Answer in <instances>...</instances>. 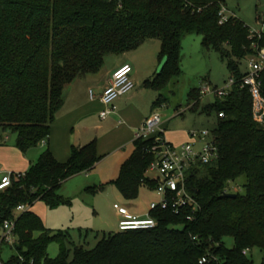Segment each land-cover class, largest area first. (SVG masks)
<instances>
[{
  "label": "trees",
  "instance_id": "16d2710c",
  "mask_svg": "<svg viewBox=\"0 0 264 264\" xmlns=\"http://www.w3.org/2000/svg\"><path fill=\"white\" fill-rule=\"evenodd\" d=\"M225 0H0V128L17 134L23 153L48 141L53 123L65 104L67 87L75 80L99 73L110 55L137 49L147 40L162 41L163 69L146 87L163 91L181 73L182 42L201 34L204 45L215 49L228 64L235 84L207 109L217 112L213 130L220 149L216 162L196 164L187 188L198 208L176 213L172 205L150 214L158 224L149 230H127L106 235L96 247L64 248L52 258L49 244L65 239L47 229L31 209L17 222V253L4 264H254L249 252L259 248L264 264V126L255 120L254 98L243 78L244 61L258 56L251 28L238 17L221 25ZM264 95V71L262 72ZM194 107L201 91L191 94ZM165 102L160 94L154 107ZM224 113V117H220ZM153 139H137L132 156L112 181L127 199H135L142 185L157 189L146 176L157 159ZM103 159L97 140L72 148L59 161L51 149L30 170L0 191V217L13 218L17 207L45 200L52 206L65 199L57 193L71 177L91 170ZM244 177L245 193L227 197L230 183ZM106 185L88 190L98 193ZM192 216L190 220L188 217ZM39 232V235L37 233ZM235 240L228 248L225 238ZM24 258V261L21 260Z\"/></svg>",
  "mask_w": 264,
  "mask_h": 264
},
{
  "label": "rangeland",
  "instance_id": "374dc122",
  "mask_svg": "<svg viewBox=\"0 0 264 264\" xmlns=\"http://www.w3.org/2000/svg\"><path fill=\"white\" fill-rule=\"evenodd\" d=\"M225 3L229 14L244 21L251 30L264 32V0H225ZM182 43L181 73L168 80L161 92L154 87H144L146 80L155 79L161 70V65L165 62L161 56L162 41L159 38L147 40L132 51L110 55L105 63L111 66L125 56L132 60L135 68L134 81L138 89L143 87V95L138 100L139 105L150 113L157 96L163 94L166 103L155 111L162 116L165 137L176 147L194 142L191 131L207 129L213 131L217 126V112H210L207 108L216 103L219 97L215 94L205 95L194 107L195 101L191 98L193 91L201 90L208 84L214 88H225L233 78L227 62L215 49L205 47L204 37L201 34H188ZM248 61L249 59L243 62V71H249ZM231 89L232 87L228 91ZM95 120L103 122L99 116L95 117ZM6 136L9 140L4 142ZM48 149H50L49 145L42 143L23 153L17 147V134L5 132L0 128V168L2 170L15 173L27 172ZM133 151L134 147L131 146V156ZM37 152L39 156L35 162L34 156ZM120 173L121 170L119 175ZM146 176L158 179L161 174L156 169H150ZM70 179L68 182L66 180L57 191L65 199L64 201L52 206L45 200H39L31 208L32 212L42 218L47 229L53 230L54 234L68 236L67 239L63 237L49 244L47 252L52 258L58 257L62 250L67 248L71 250L70 259H72L75 245L93 249L106 235L119 232V218L114 208L115 203L126 205L138 212L150 210L153 202L161 201L157 189L147 185H142L137 198L127 199L115 184H110L105 190L94 193L84 188L82 177L72 181ZM245 183L244 177L230 183L228 192L244 194ZM17 215L20 216L21 213ZM225 244L228 248H234V238H225ZM16 253L15 249H7L3 259L9 261ZM249 257L253 259L254 264L263 263V252L259 248L250 251Z\"/></svg>",
  "mask_w": 264,
  "mask_h": 264
},
{
  "label": "built area",
  "instance_id": "2783aa9c",
  "mask_svg": "<svg viewBox=\"0 0 264 264\" xmlns=\"http://www.w3.org/2000/svg\"><path fill=\"white\" fill-rule=\"evenodd\" d=\"M221 25L230 21L233 15L229 14L226 5L222 7L219 13ZM263 32L251 30V39L261 38ZM255 50L259 51L258 56L249 58V72L243 78V86H249L254 98V117L257 122L264 126V95L262 92V72L264 71V48L260 49L257 43L253 45ZM134 67L131 64H125L117 68L113 73L110 84L104 89L101 95V101L106 106V110L101 112V117L106 119L110 114L117 110L115 102L120 97L130 93L135 88V82L132 78ZM235 84V78L225 88H214L210 84L203 87L201 91L202 97L208 94L224 96L229 93V89ZM92 99L95 94L91 91ZM224 113H220V117H224ZM191 137L194 142H189L181 147L171 144L165 137V128L162 116L155 112L152 114L138 130L137 139H153V145L150 149L157 159L151 164L149 170H158L161 177L157 179V191L161 196L160 202H154L151 210L159 206L168 207L172 205L176 213H180L185 207L198 208V203L190 194L187 188V178L191 169L199 162L210 164L216 162L220 158V149L213 131L207 129L203 131H191ZM45 143V142H44ZM0 191L8 189L14 178H21L25 173H15L4 171L0 168ZM115 209L124 217L120 221V231L127 230H149L157 226V220L149 213L147 217L140 218L132 216L127 207L115 204ZM31 209L30 204H21L17 207L15 217H0V264H4L3 255L7 249H15L19 243L17 234V222L19 216L17 213H25ZM190 220L192 216L188 217ZM24 261V258L21 257ZM208 262L207 258H203L201 263Z\"/></svg>",
  "mask_w": 264,
  "mask_h": 264
},
{
  "label": "crops",
  "instance_id": "0c3cea01",
  "mask_svg": "<svg viewBox=\"0 0 264 264\" xmlns=\"http://www.w3.org/2000/svg\"><path fill=\"white\" fill-rule=\"evenodd\" d=\"M125 64L133 65V62L126 56L121 57L111 66L104 65L99 73L78 78L70 84L65 92V104L59 111L56 121L52 126V133L48 141H46V144L49 145V148L53 151L56 158L64 162L70 157L74 146L82 147L97 140L98 153L103 159L91 170L78 174L70 179L72 181L82 177L85 189L102 185H106V189L108 185L112 184V181L118 178L123 164L131 156V146L135 150L138 130L154 114V111L160 107H154L153 105L151 113L141 108L138 100L143 95V87L138 89L134 81V90L116 100L115 105L117 106V110L106 119L101 117V112L107 109L101 101V95L104 89L110 84L113 73L117 68ZM132 78L134 80V74ZM144 87H146L145 84ZM91 91L95 94L94 99L91 97ZM159 96H157V99ZM97 116L103 122H97L95 120ZM8 140L9 137L6 136L4 142ZM120 153L123 154L118 156ZM37 156H39L38 152L34 156L35 162ZM150 179L157 180L156 178ZM122 206L127 207L126 205ZM127 208L132 216H138L140 218L147 217L151 212V208L147 211L138 212L129 207ZM116 214L120 224V221L124 217L117 210Z\"/></svg>",
  "mask_w": 264,
  "mask_h": 264
},
{
  "label": "water",
  "instance_id": "95a60500",
  "mask_svg": "<svg viewBox=\"0 0 264 264\" xmlns=\"http://www.w3.org/2000/svg\"><path fill=\"white\" fill-rule=\"evenodd\" d=\"M163 67H164V63L161 65V70L163 69ZM161 70H160V71H161ZM226 196H227V197H231V198H236V197H237V194H236V193H229V192H228V193L226 194Z\"/></svg>",
  "mask_w": 264,
  "mask_h": 264
}]
</instances>
